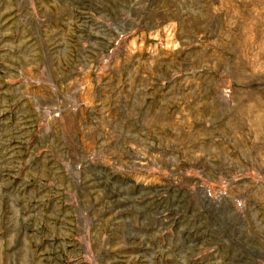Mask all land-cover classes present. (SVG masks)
Instances as JSON below:
<instances>
[{
  "label": "rangeland",
  "instance_id": "374dc122",
  "mask_svg": "<svg viewBox=\"0 0 264 264\" xmlns=\"http://www.w3.org/2000/svg\"><path fill=\"white\" fill-rule=\"evenodd\" d=\"M0 264H264V0H0Z\"/></svg>",
  "mask_w": 264,
  "mask_h": 264
}]
</instances>
